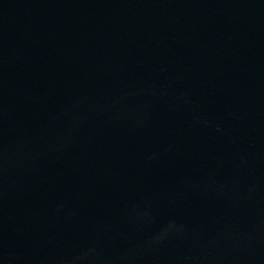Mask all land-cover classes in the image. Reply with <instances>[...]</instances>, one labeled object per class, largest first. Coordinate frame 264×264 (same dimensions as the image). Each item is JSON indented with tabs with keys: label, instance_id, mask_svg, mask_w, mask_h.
Here are the masks:
<instances>
[{
	"label": "water",
	"instance_id": "1",
	"mask_svg": "<svg viewBox=\"0 0 264 264\" xmlns=\"http://www.w3.org/2000/svg\"><path fill=\"white\" fill-rule=\"evenodd\" d=\"M0 264H264V0H0Z\"/></svg>",
	"mask_w": 264,
	"mask_h": 264
}]
</instances>
